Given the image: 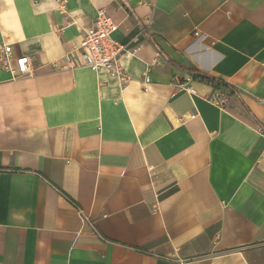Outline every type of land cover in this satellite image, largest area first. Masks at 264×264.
Segmentation results:
<instances>
[{
	"label": "crops",
	"instance_id": "crops-1",
	"mask_svg": "<svg viewBox=\"0 0 264 264\" xmlns=\"http://www.w3.org/2000/svg\"><path fill=\"white\" fill-rule=\"evenodd\" d=\"M61 1L0 0V264H264V0ZM101 9L127 86L54 66Z\"/></svg>",
	"mask_w": 264,
	"mask_h": 264
},
{
	"label": "built area",
	"instance_id": "built-area-1",
	"mask_svg": "<svg viewBox=\"0 0 264 264\" xmlns=\"http://www.w3.org/2000/svg\"><path fill=\"white\" fill-rule=\"evenodd\" d=\"M144 3H153L154 0H143ZM60 10H66L65 0L59 3ZM118 25L104 9L99 10L97 17L92 24L86 27L81 35L79 45L70 53L61 57L54 63V66L61 70L76 69L80 67H91L95 70L107 71L116 78L121 85L127 86L131 81L126 68L122 65L121 59L128 51L125 44L114 39L113 34L117 31ZM14 57L13 45L0 43V70L11 72L15 78H23L33 74L32 57L30 55L16 56V66H13ZM148 79L146 80L147 83ZM193 77L186 76L179 84L188 93L194 94ZM211 101L225 106L230 95L222 89H215L214 94L209 98Z\"/></svg>",
	"mask_w": 264,
	"mask_h": 264
},
{
	"label": "trees",
	"instance_id": "trees-1",
	"mask_svg": "<svg viewBox=\"0 0 264 264\" xmlns=\"http://www.w3.org/2000/svg\"><path fill=\"white\" fill-rule=\"evenodd\" d=\"M197 74V78H199V80L201 81H209L210 83H212L214 86H217V81L215 79H212L206 75H204L201 72L196 73Z\"/></svg>",
	"mask_w": 264,
	"mask_h": 264
}]
</instances>
